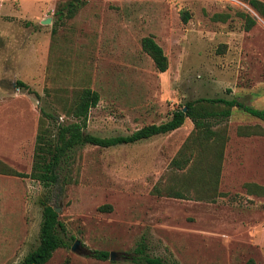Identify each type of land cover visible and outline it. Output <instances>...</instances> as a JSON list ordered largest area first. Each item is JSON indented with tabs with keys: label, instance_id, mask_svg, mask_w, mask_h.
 Masks as SVG:
<instances>
[{
	"label": "rangeland",
	"instance_id": "1",
	"mask_svg": "<svg viewBox=\"0 0 264 264\" xmlns=\"http://www.w3.org/2000/svg\"><path fill=\"white\" fill-rule=\"evenodd\" d=\"M66 1L0 0V161L13 169L32 170L42 109L74 121L63 101L85 87L101 95L86 129L101 136L166 122L201 97L264 109V18L249 0H83L61 17ZM245 14L256 18L250 30ZM149 35L169 58L165 72L142 48ZM213 128L225 141L213 198L182 185L208 169L197 144L194 162L171 166L195 130L190 118L135 143L77 146L63 188L0 172V264H22L37 247L48 203L74 239L46 264H139L131 256L144 240L167 264H264V119L234 107ZM75 240L117 259L77 253Z\"/></svg>",
	"mask_w": 264,
	"mask_h": 264
},
{
	"label": "trees",
	"instance_id": "2",
	"mask_svg": "<svg viewBox=\"0 0 264 264\" xmlns=\"http://www.w3.org/2000/svg\"><path fill=\"white\" fill-rule=\"evenodd\" d=\"M249 3L264 18V1L249 0ZM84 4L83 0H68L58 10V14L61 17H73ZM66 9L68 10L67 13L65 12ZM245 16V29L250 30L256 24V18L249 14H245ZM182 18L187 22L190 18L189 13L184 11ZM142 48L151 56L159 71L165 72L169 68V58L154 36H145L142 39ZM18 85L29 88L22 81H19ZM100 100L99 91L91 87L79 90L72 100H64L63 110L67 116L75 119L69 123L58 122L59 116L56 113L43 108V116L36 136L34 162L31 172L17 171L1 161L0 167L2 168H0V172L21 177H31L48 188L52 186L63 188L64 184L69 182V179L66 175L62 176V170L70 160L71 152L77 146L93 144L101 147H112L120 144L135 143L155 135L172 132L183 126L186 119L190 118L194 123L195 130L190 135L188 142L184 144L173 158L171 166L181 170L188 167L191 161L194 162L197 157V155L195 156V145L197 144L198 148L200 147L199 155L202 156L200 160L206 159L208 169L195 179L191 177L183 179L182 185L186 183L189 190L194 188L198 193V198H213L219 194L217 184L220 178L225 147L224 137H220L219 130L213 128L216 121L231 116L234 107L264 119V109L255 108L240 101L238 98L201 97L188 101L182 108L175 110L172 118L166 122L144 125L129 135L101 136L86 130L90 111L99 104ZM211 106H222L224 108L216 110L211 109ZM50 121L56 125V130L53 129ZM204 187H207V189ZM169 193L172 196L185 197L184 192L180 190H171ZM104 208L106 206L101 207V209ZM72 239L74 237H68L66 225L61 221L56 207L48 203L43 208L40 242L37 247L25 256L22 264H46L57 249L68 248ZM146 247L147 243L144 240L134 250L131 256L133 262L139 264H167L162 257H151L148 255ZM88 255L100 260H108L110 258V252L107 250H90ZM66 264H69V259Z\"/></svg>",
	"mask_w": 264,
	"mask_h": 264
},
{
	"label": "water",
	"instance_id": "3",
	"mask_svg": "<svg viewBox=\"0 0 264 264\" xmlns=\"http://www.w3.org/2000/svg\"><path fill=\"white\" fill-rule=\"evenodd\" d=\"M56 211L59 212L60 209L56 208ZM71 248L73 251L80 253V254H89L90 253V251L82 245V242L80 240H75V242ZM110 259L111 260L117 259V253L115 251H111Z\"/></svg>",
	"mask_w": 264,
	"mask_h": 264
},
{
	"label": "crops",
	"instance_id": "4",
	"mask_svg": "<svg viewBox=\"0 0 264 264\" xmlns=\"http://www.w3.org/2000/svg\"><path fill=\"white\" fill-rule=\"evenodd\" d=\"M182 127V126H181Z\"/></svg>",
	"mask_w": 264,
	"mask_h": 264
}]
</instances>
